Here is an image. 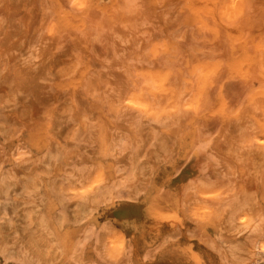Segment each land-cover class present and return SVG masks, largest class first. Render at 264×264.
Returning a JSON list of instances; mask_svg holds the SVG:
<instances>
[{
	"label": "rangeland",
	"instance_id": "374dc122",
	"mask_svg": "<svg viewBox=\"0 0 264 264\" xmlns=\"http://www.w3.org/2000/svg\"><path fill=\"white\" fill-rule=\"evenodd\" d=\"M80 2L0 0V261L264 264V0Z\"/></svg>",
	"mask_w": 264,
	"mask_h": 264
},
{
	"label": "snow or ice",
	"instance_id": "6c2138e0",
	"mask_svg": "<svg viewBox=\"0 0 264 264\" xmlns=\"http://www.w3.org/2000/svg\"><path fill=\"white\" fill-rule=\"evenodd\" d=\"M73 6H79L80 8H83L86 5L84 3H81L80 0H73ZM262 142H264V141H262ZM124 247H125V245L123 244V242H121V238L118 235L114 236L111 248L113 250H116V249L123 250ZM105 251H107V249ZM0 264H3V262L0 261ZM97 264H99V261H97Z\"/></svg>",
	"mask_w": 264,
	"mask_h": 264
},
{
	"label": "bare ground",
	"instance_id": "6f19581e",
	"mask_svg": "<svg viewBox=\"0 0 264 264\" xmlns=\"http://www.w3.org/2000/svg\"><path fill=\"white\" fill-rule=\"evenodd\" d=\"M234 2H235V0H234ZM231 3H232V2H231ZM231 3H230V5H231ZM231 6H232V5H231ZM224 8H225V7H224ZM227 13H229V12H227ZM227 13H226V14H227ZM212 19H213V18H212ZM206 65H208V64H206ZM201 67H202V66H201ZM207 67H208V66H207ZM202 68H204V67H202ZM209 68H211L210 65H209ZM201 72H202V71H201ZM204 72H206V71L204 70ZM202 74H203V72H202ZM153 79H154V78H153ZM154 80H155V79H154ZM158 80H159V79H158ZM155 81H156V83L158 82L157 80H155ZM155 81H154V82H155ZM130 92H131V91H130ZM194 92H195V91H194ZM127 95H128V93H127ZM128 97H130V95H129ZM128 97H127V98H128ZM124 100H126V99H124ZM128 100H129V98H128ZM136 100H137V98H136L135 96H132V97H131V100H129V101L133 103V102H136ZM126 101H127V100H126ZM129 101H127V102L130 103ZM130 104H131V103H130ZM192 104H194V103H192ZM133 105H135V104L133 103ZM186 105H187V104H186ZM256 138H257V137H256ZM93 175H95V174H93ZM96 176H97V175H96ZM94 178H95V177H94ZM200 193H201V192H200ZM201 194H203V193H201ZM206 194H207V192H206ZM206 194H205V195H206ZM203 195H204V194H203ZM197 207H198V206H197ZM194 208H195V207H194ZM192 209H193V208H192ZM198 209H199V208H198ZM109 239H110V238H109ZM112 239H113V238H112ZM110 241H111V240H110ZM111 243H112V242H111ZM109 244H110V242H109ZM260 246H261V245H260ZM261 248H262V247H261ZM262 252H263V251H262ZM263 255H264V254H263Z\"/></svg>",
	"mask_w": 264,
	"mask_h": 264
}]
</instances>
